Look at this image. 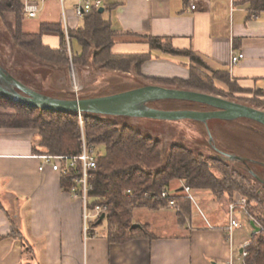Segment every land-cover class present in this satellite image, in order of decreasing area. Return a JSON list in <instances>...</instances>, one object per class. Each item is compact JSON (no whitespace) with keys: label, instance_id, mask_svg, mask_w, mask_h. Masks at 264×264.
<instances>
[{"label":"crops","instance_id":"1","mask_svg":"<svg viewBox=\"0 0 264 264\" xmlns=\"http://www.w3.org/2000/svg\"><path fill=\"white\" fill-rule=\"evenodd\" d=\"M83 1L35 0L39 11L34 18L26 15L23 30L35 34L44 24L60 25L68 46V33L83 25V17L75 12ZM102 8L104 19L117 33L114 54H146L150 52L147 38L161 39L177 52L198 57L210 73L228 72L231 82L246 91L239 96L264 93V12L251 15L247 0H105ZM43 43L58 49L61 36L45 32ZM72 47L74 52L79 50L75 44ZM233 53H243L245 58L231 68ZM194 65L188 54L157 51L143 65L142 74L187 80ZM37 134L36 130L0 129V264H228L234 259L236 241L231 246L228 223L213 224L210 204L216 199L202 200L208 219L194 214V206L190 215L178 207L134 210L166 215L173 209L169 224L163 218L157 224L168 229L166 234L151 233L152 224L133 222L138 228L146 227L151 237L110 244L107 229L98 231L103 222L85 241L81 202L63 189L62 175L34 152ZM15 227L26 244L11 236Z\"/></svg>","mask_w":264,"mask_h":264},{"label":"trees","instance_id":"2","mask_svg":"<svg viewBox=\"0 0 264 264\" xmlns=\"http://www.w3.org/2000/svg\"><path fill=\"white\" fill-rule=\"evenodd\" d=\"M247 2L250 5L251 15L264 12V0H247ZM26 7V0H0V16L14 15L13 22L2 18L13 46L36 60L31 68L47 70L53 83L61 79L69 80L71 63L79 71L93 65L97 70L109 73L110 77L105 78L104 87L94 92L83 91L78 94L80 99L107 97L145 87L140 83L127 84L124 81L125 75H132L138 81L149 85L210 94L231 99L236 103L238 101L234 100L237 99L235 95L246 93L231 82L228 72L210 73L198 57L192 53L177 52L170 43L161 39L148 37L150 52L146 54H114L113 46L117 33L113 30L111 22L105 20L98 9H93L89 14L84 15L83 25L68 33L71 46L69 52L65 32L60 25L44 24L39 33L35 34L23 30ZM45 32L60 34L61 46L58 49H52L43 43ZM72 44L79 48L77 52H74ZM157 51L191 56L195 65L190 67L189 78L161 79L144 76L143 65L151 59L152 52ZM0 65L3 68L1 62ZM263 97V92H257L253 97H239L238 100L247 102L250 107L264 109ZM49 98L75 100V95L62 89L60 93ZM153 103L159 106L156 109L161 110L199 108L201 111L206 106L187 101ZM82 117L87 143L105 149V154L100 155L97 169L94 171L91 197L94 205L108 207L106 237L110 244H126L136 239L151 237L146 227L132 228L133 211L136 208L159 210L168 207L169 202L161 199L162 192L166 190L172 193V200L176 202L180 211L190 215L193 202L183 194L182 186H186L193 191H209L219 201L228 198L229 204L237 193L245 197L249 202L248 210L251 216L263 229L252 234L251 243L246 249L248 256L245 258V264H264V215L260 212L254 213L252 210L254 205H264V196L262 198L250 188L244 178H239L241 176L238 170L221 159L197 154L183 146L172 147L164 162L158 141L143 136L129 126H120L115 122L107 121L100 115L82 114ZM246 120L249 125L264 132L263 125ZM0 129L36 130L37 141L33 150L40 156L74 157L81 154L82 134L79 115L76 113L37 110L0 97ZM260 131L256 134L261 135L264 140V133ZM217 150L218 155H225L222 149L217 148ZM251 157L239 156L236 163L244 161L242 165L246 167L247 172L264 187V157L259 156V159ZM214 167L220 175L216 174ZM74 180V173L62 175L63 189L70 191ZM175 185L179 187L175 188ZM128 191L132 192L131 195H125ZM11 236L23 240L26 244L17 227L14 228Z\"/></svg>","mask_w":264,"mask_h":264},{"label":"rangeland","instance_id":"3","mask_svg":"<svg viewBox=\"0 0 264 264\" xmlns=\"http://www.w3.org/2000/svg\"><path fill=\"white\" fill-rule=\"evenodd\" d=\"M2 18L8 20L9 22H13L14 15L5 14L3 17L0 16V62L5 73L10 79L17 80L36 92L48 97H53L57 93H60L62 89H65V92L74 94L75 99L79 98L78 94L83 91L90 92L93 90L94 92L105 86V78L110 77V75H108L109 73L106 74L103 71L97 70L93 65L85 68V71H79L72 63L70 65L69 80L66 81L61 79L57 83H53L50 80V73L47 70L31 68L30 66L35 64L36 60L13 46L10 36L4 27ZM124 77V81L130 85H138L139 83L145 86L149 85V83L147 84L146 82H142L140 80L138 81L135 77H132V75H125ZM0 84L11 91H17L13 85L8 84V82L2 78H0ZM235 97L237 99L234 100H237V103L249 106L247 102L238 100L241 96L235 95ZM228 100L235 102L231 99ZM147 107L158 108L159 106L152 102L148 104ZM191 110L200 111L199 108ZM212 110V107L209 106H205L201 109L203 112ZM259 110L264 111V109ZM166 111L179 110L168 109ZM9 113L14 112L9 111ZM101 117L107 121L115 122L120 126H129L135 131L141 133L143 136L150 137L158 141L161 145V153L164 162H166L170 150L174 146L187 147L197 154H204L221 159L224 163H227L232 168L238 170L241 176L239 178H244L250 188L259 193L262 198L264 196V187L259 181H257V179H254V177L247 172L246 167L242 165L244 161H241V164L236 163L239 156H252L251 158L254 159H259V156L264 157V140L260 137L261 135L258 136V134H256V132L260 130L249 125L246 119L222 122H219V120L198 122L193 120L165 121L140 117ZM260 133L264 132L260 131ZM217 148L222 149L225 155H218ZM98 152L102 156L105 154V149L103 147H99ZM214 171L217 175H220L216 167H214ZM174 187L177 188L179 185H175ZM194 192L196 199H194L195 201L193 203V213L198 216L204 215V217L208 219L210 216H208L206 207L202 205V200L206 199L207 202L210 201V199L216 198L209 191ZM237 196L241 195L237 193L235 194V197ZM227 201L228 198H225L222 201L215 200L210 204V208L213 211L211 212L213 214L212 216L215 218L213 224L216 226L222 227L229 221ZM252 210L254 213L260 212L264 215V205H254ZM248 211L252 220L244 214H236L242 224V228L237 229L234 232V239L236 241V245L234 246L235 264H244V260L239 252V244L241 242L245 243L251 238L253 233L251 221L256 225V227L261 228L255 218L251 216L252 214L250 210ZM166 213V215H163L156 214L155 212L149 213L144 211H134L133 222L152 224L150 226L151 228H149L151 233L159 235L166 234L169 232L168 229L163 227L157 228V224L160 220H162V218L164 222L169 224L171 219L168 215L175 214V211L172 209L166 211ZM106 229L107 221L98 227V231H105Z\"/></svg>","mask_w":264,"mask_h":264},{"label":"water","instance_id":"4","mask_svg":"<svg viewBox=\"0 0 264 264\" xmlns=\"http://www.w3.org/2000/svg\"><path fill=\"white\" fill-rule=\"evenodd\" d=\"M100 14L104 8H99ZM0 78L13 85L17 91H11L0 84V97L9 102L37 110H51L62 113L94 114L115 117H140L165 121L193 120L208 122L210 120L234 121L248 119L264 126V111L227 99L189 90L170 89L157 85H148L124 93L94 98L59 100L46 97L25 84L10 79L0 65ZM156 101H187L212 107V111L179 110L166 111L148 108ZM103 215L98 221L100 225ZM133 229L138 226L133 225Z\"/></svg>","mask_w":264,"mask_h":264},{"label":"built area","instance_id":"5","mask_svg":"<svg viewBox=\"0 0 264 264\" xmlns=\"http://www.w3.org/2000/svg\"><path fill=\"white\" fill-rule=\"evenodd\" d=\"M31 0L26 7V15L29 18L36 17L39 11V5ZM63 1V0H62ZM105 0H84L76 7V15L78 17H83L86 14H89L93 9H99L104 6ZM196 6H192V10H195ZM68 40V50L70 52L69 37ZM245 58L243 53H233L231 57V68L237 66ZM79 99V98H77ZM79 115L81 134H82V150L79 156H49L43 155L40 158L48 165L52 167L54 172L60 173L61 175H68L71 173L75 174L74 185L70 189V193L73 198L79 200L82 205V229L84 240L87 241L90 239L93 234L96 232L97 223L100 218L105 215L103 222L107 221V212L108 207L93 204V198L91 197V192L93 190L92 181L94 179V171L97 169V162L100 157L98 152V147L90 145L86 141L84 133V121L82 114ZM43 170V167L40 168V171ZM183 192L187 199L194 202V197L192 195L193 190L191 188L182 186ZM131 191L125 193V195H131ZM147 196V195H146ZM161 199L169 202L168 207L177 208V204L172 200V193L169 191H164L161 194ZM249 202L245 197L237 196L235 199L228 205L229 221L227 226V233L229 236V242L231 246L233 245L234 232L237 229L242 228V224L239 221V218L236 214H244L247 217H250L248 211ZM252 220V218L250 217ZM249 219V220H250ZM250 220V221H251ZM102 222V223H103ZM252 222V221H251ZM253 223V222H252ZM255 227V231L259 232L263 230L262 228ZM251 240L246 241L241 247V257L244 260L248 256L246 251L247 247L250 245ZM228 264H235L233 257L229 260Z\"/></svg>","mask_w":264,"mask_h":264},{"label":"flooded vegetation","instance_id":"6","mask_svg":"<svg viewBox=\"0 0 264 264\" xmlns=\"http://www.w3.org/2000/svg\"><path fill=\"white\" fill-rule=\"evenodd\" d=\"M214 110V109H213Z\"/></svg>","mask_w":264,"mask_h":264}]
</instances>
